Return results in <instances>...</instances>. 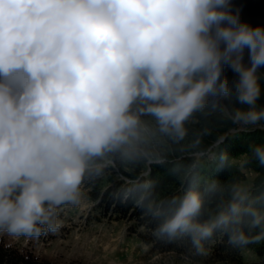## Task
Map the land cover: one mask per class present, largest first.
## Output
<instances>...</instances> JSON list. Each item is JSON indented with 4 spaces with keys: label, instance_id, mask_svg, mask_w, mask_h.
I'll return each instance as SVG.
<instances>
[{
    "label": "clouds",
    "instance_id": "1",
    "mask_svg": "<svg viewBox=\"0 0 264 264\" xmlns=\"http://www.w3.org/2000/svg\"><path fill=\"white\" fill-rule=\"evenodd\" d=\"M261 69L264 27L242 22L231 0H0V234L59 232L87 182L154 159L152 140L180 144L201 117L264 130ZM233 91L246 107L225 103ZM249 150L244 163L264 167V143ZM195 168L182 195L151 182L129 190L155 234L189 239L198 255L218 234L241 250L264 242V193L202 187Z\"/></svg>",
    "mask_w": 264,
    "mask_h": 264
},
{
    "label": "trees",
    "instance_id": "2",
    "mask_svg": "<svg viewBox=\"0 0 264 264\" xmlns=\"http://www.w3.org/2000/svg\"><path fill=\"white\" fill-rule=\"evenodd\" d=\"M232 10L238 13L242 22L253 27H264V0H231ZM247 59V57H246ZM264 72V69L260 70ZM225 76L232 86L237 79L230 70L225 69ZM262 95L258 106L264 107V79L261 80ZM231 108H243L233 95L225 100ZM189 135L180 144L166 138L151 141L150 150L155 158L134 166L117 163L109 166L104 173L84 185L89 191L93 203L92 213L97 219L125 221L129 223V233L135 235L149 250L157 254H173L194 263L250 264L245 262L246 255L251 264H264V242L250 245L246 249H236L227 243V236L217 235L214 243H206L205 255H198L189 239L168 242L155 234L156 223L143 210L139 197L129 190L135 184L151 182L159 195L171 197L183 194L182 177L193 171L196 165L195 179L200 186L211 183L221 185L244 182L252 176V195L264 193V167L254 160L244 163L250 155L249 146L264 143V130H238L224 120L219 113L210 117H201L199 122L188 126ZM204 129L208 130L204 134ZM229 134V135H228ZM227 136V139L224 137ZM223 140V143L221 141ZM199 141L196 148L192 145ZM220 142V143H219ZM204 155L198 159L196 151ZM227 154V163L221 162V155ZM0 264H84L71 260L53 262L36 255L30 249H21L7 243L0 237Z\"/></svg>",
    "mask_w": 264,
    "mask_h": 264
},
{
    "label": "rangeland",
    "instance_id": "3",
    "mask_svg": "<svg viewBox=\"0 0 264 264\" xmlns=\"http://www.w3.org/2000/svg\"><path fill=\"white\" fill-rule=\"evenodd\" d=\"M244 183L252 185V176ZM78 207L65 206L60 212L63 227L59 232L38 239H14L0 234L7 243L30 249L36 255L53 262L81 261L84 264H205L187 261L173 254L153 253L128 231L129 223L97 219L92 211L89 191ZM246 263L252 260L246 255ZM214 264V263H213ZM225 264V263H215Z\"/></svg>",
    "mask_w": 264,
    "mask_h": 264
},
{
    "label": "water",
    "instance_id": "4",
    "mask_svg": "<svg viewBox=\"0 0 264 264\" xmlns=\"http://www.w3.org/2000/svg\"><path fill=\"white\" fill-rule=\"evenodd\" d=\"M258 129H261V128L258 127ZM238 131H242V130H240V129H238V130H232V131L229 132V134H230V133H235V132H238ZM229 134H228V135H229ZM219 143H220V142H219Z\"/></svg>",
    "mask_w": 264,
    "mask_h": 264
}]
</instances>
